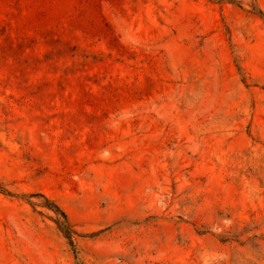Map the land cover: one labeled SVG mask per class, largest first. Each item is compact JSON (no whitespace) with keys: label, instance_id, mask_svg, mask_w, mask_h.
<instances>
[{"label":"rangeland","instance_id":"1","mask_svg":"<svg viewBox=\"0 0 264 264\" xmlns=\"http://www.w3.org/2000/svg\"><path fill=\"white\" fill-rule=\"evenodd\" d=\"M0 264H264V0H0Z\"/></svg>","mask_w":264,"mask_h":264},{"label":"trees","instance_id":"2","mask_svg":"<svg viewBox=\"0 0 264 264\" xmlns=\"http://www.w3.org/2000/svg\"><path fill=\"white\" fill-rule=\"evenodd\" d=\"M48 207L61 216V219L60 218L56 219L57 226L63 232L64 236L70 239L72 229H71V224L67 219L66 213L55 203H51V205H49Z\"/></svg>","mask_w":264,"mask_h":264}]
</instances>
